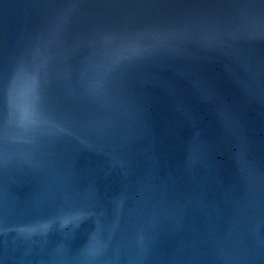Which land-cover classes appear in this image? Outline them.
<instances>
[{
	"label": "water",
	"instance_id": "95a60500",
	"mask_svg": "<svg viewBox=\"0 0 264 264\" xmlns=\"http://www.w3.org/2000/svg\"><path fill=\"white\" fill-rule=\"evenodd\" d=\"M0 264H264V0H0Z\"/></svg>",
	"mask_w": 264,
	"mask_h": 264
}]
</instances>
